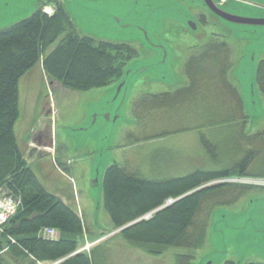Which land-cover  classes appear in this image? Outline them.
I'll return each mask as SVG.
<instances>
[{
  "label": "rangeland",
  "instance_id": "1",
  "mask_svg": "<svg viewBox=\"0 0 264 264\" xmlns=\"http://www.w3.org/2000/svg\"><path fill=\"white\" fill-rule=\"evenodd\" d=\"M263 1L256 3L262 5ZM198 4L196 0H140L138 4L135 0H65L82 34L129 43L138 49V55L128 62L119 79L90 90L69 89L38 70L22 79L21 91L27 92L28 102L17 125L19 145L24 150L25 140L35 137L32 128L45 124L51 129L54 125V146L51 144L48 155L37 158L25 152V157L47 189L84 217V244L79 249L90 252L100 237L116 235L93 248L94 264H176L179 254L191 255L192 264L264 263L262 185L233 183L210 193L192 226L193 230H206L205 242L199 248L127 241L104 206V174L113 162L151 180L230 168H237L232 174L237 176L245 175L239 172V161L254 153V172L264 176V95L256 77L259 61L264 59V28L227 25L210 13L203 17ZM233 4L224 7L245 15L259 14L262 8L251 3ZM38 7L39 0H0V29L29 17ZM212 40L229 45L232 69L228 77L242 96L240 115L200 129L196 122L186 126L164 116L161 121L154 113L146 114L143 122L139 120L136 107L143 96L192 84L188 61ZM229 98L227 94L209 98L210 106L204 109L215 112L219 119L232 118V105L226 103ZM178 127L183 130L143 139ZM205 140L213 144V150ZM66 164L71 171L64 168Z\"/></svg>",
  "mask_w": 264,
  "mask_h": 264
},
{
  "label": "trees",
  "instance_id": "2",
  "mask_svg": "<svg viewBox=\"0 0 264 264\" xmlns=\"http://www.w3.org/2000/svg\"><path fill=\"white\" fill-rule=\"evenodd\" d=\"M47 4L39 1V7L29 17L0 29V188L21 201L17 213L0 226V264L58 260L59 264H94L91 251H78L86 230L84 219L46 189L19 145L15 124L21 115V77L41 64L50 79L69 89L85 91L112 84L138 55V49L129 43L82 34L64 2H51L55 9L52 14L44 11ZM229 51L227 42L212 40L203 45L188 61L187 74L192 84L143 96L136 107L137 118L143 122L146 114L154 113L161 121L164 116L182 124L186 117V121H193L191 126L196 122L198 129L235 119L243 111V104L238 87L228 77L232 69ZM257 83L264 95V59L258 64ZM226 94L231 100L226 103L232 105V118L219 119L208 109L194 116L196 107L210 106L207 99ZM198 118L201 120L197 123ZM182 128L163 130L143 139L166 136ZM204 142L209 150L214 149L213 144ZM254 157V153H247L239 161L240 174H247ZM236 170H199L181 177L151 180L115 163L104 174V206L116 229L123 228L118 233L128 241L199 248L205 242L206 230L192 229L196 214L210 193L228 184L193 190ZM48 227L58 231L57 238L43 235ZM192 260L189 254H179L176 264H192Z\"/></svg>",
  "mask_w": 264,
  "mask_h": 264
},
{
  "label": "crops",
  "instance_id": "3",
  "mask_svg": "<svg viewBox=\"0 0 264 264\" xmlns=\"http://www.w3.org/2000/svg\"><path fill=\"white\" fill-rule=\"evenodd\" d=\"M33 70H38L39 71V73H41L40 75H44V76H47V75H45V74H43V72L42 71H44V68H43V66L42 65H37L35 68H33L31 71H33ZM31 71H29L28 73H30ZM28 73H26V74H28ZM25 74V75H26ZM24 77V75L21 77V79H20V81H19V104H20V111H21V115H20V117H19V119L17 120V122H16V124H15V131H16V135H17V129L18 128H20V124H19V126H17L18 125V123L21 121L20 120V118L22 117V115L24 114V110H25V108H26V106H27V102H28V95H27V92H22L21 91V84H22V79H24L23 78ZM26 82H24L23 84H25ZM27 84V83H26ZM22 94H23V96H22ZM45 107L43 108V110H42V114H43V116L45 115ZM207 109H205V111H206ZM194 112V116L196 117L197 115H200L201 113H203L204 112V108H202V107H200V106H198V107H196L195 108V111H193ZM50 113V112H49ZM211 113V112H210ZM43 116H42V118H43ZM193 119V118H192ZM200 118H198V121H197V123L198 122H200ZM183 121H185V122H187V123H191L192 124V122L193 121H191V119L189 120V118H188V121H190V122H188V121H186V117H185V119L183 120ZM238 121V120H237ZM184 122V123H185ZM44 124V123H43ZM210 126V125H209ZM210 127H212V126H210ZM31 130H33L32 132L33 133H35V137H33V138H31V139H29V138H27L26 140H25V149L23 150L22 148V150H23V152L25 153V152H27V153H29L30 155L29 156H37V158H41V157H44V156H42V155H48L47 153L49 152L48 151V149H50L51 147V144H52V146H54V140H53V138H54V132H55V129H54V125H51V129H49V128H47V126L44 124V125H39V126H37L36 128H32ZM18 138V137H17ZM46 138H47V140H46ZM50 140H49V139ZM27 143H28V145H27ZM36 144V146L35 147H33V146H31V145H35ZM21 147V146H20ZM27 149H29L28 151H27ZM55 149V148H54ZM53 152V151H52ZM51 152V153H52ZM59 155V154H58ZM57 155V156H58ZM45 157H51L52 158V156H45ZM61 158V157H60ZM59 157H58V162H59V165H61V163H63V162H61L59 159H60ZM35 159V158H34ZM28 160V159H27ZM28 162H29V160H28ZM119 164V165H122V164H120V163H118V162H113V163H111L110 165H112V164ZM29 165H30V163H29ZM69 164H66V166L64 167V168H66V170L69 172V171H71L72 170V167H70V166H68ZM109 165V166H110ZM253 164L251 163V165L248 167V169H247V171H246V173L247 172H251V173H254V175L255 176H260V175H256V173L254 172V166H252ZM108 166V167H109ZM59 167V166H58ZM32 168V167H31ZM33 169V168H32ZM34 171V170H33ZM35 172V171H34ZM35 174L37 175V173L35 172ZM248 174V173H247ZM250 174V173H249ZM252 175V174H251ZM38 176V175H37ZM262 177H264V176H262ZM38 178H39V176H38ZM40 179V178H39ZM40 181H41V179H40ZM42 182V181H41ZM43 183V182H42ZM43 185L45 186V184L43 183ZM46 187V186H45ZM46 189H47V187H46ZM48 190V189H47ZM49 192H51V193H53L52 191H50V190H48ZM53 194H55V193H53ZM56 196H58L59 198H61L66 204H68V205H70L72 208H74L69 202H67V201H65V199H63L61 196H59L58 194H55ZM70 200V202L71 201H73V199H69ZM79 207V206H78ZM75 209V208H74ZM76 210V209H75ZM79 210L81 211V207H79ZM77 211V210H76ZM78 212V211H77ZM79 213V212H78ZM80 214V213H79ZM81 217H82V215H80ZM82 218H84V217H82ZM121 235V234H120ZM86 236H87V234L85 235V238H86ZM114 236H116V235H114V234H112V236L110 237V236H108L107 238H106V236L105 237H100V239H99V241L98 242H96L93 246H92V249H91V252L93 251V248L96 246V245H98L103 239H109V238H112V237H114ZM83 237H84V235H83ZM123 237V236H122ZM124 238V237H123ZM125 239V238H124ZM82 240V239H81ZM127 240V239H126ZM128 241V240H127ZM83 242H81V246L84 244H82ZM30 261V260H29ZM27 264L28 263H30V262H26Z\"/></svg>",
  "mask_w": 264,
  "mask_h": 264
},
{
  "label": "built area",
  "instance_id": "4",
  "mask_svg": "<svg viewBox=\"0 0 264 264\" xmlns=\"http://www.w3.org/2000/svg\"><path fill=\"white\" fill-rule=\"evenodd\" d=\"M53 6H47L45 11L49 14L54 12ZM241 183L246 185H258L264 186V178L252 177V176H224L218 178L212 184H233ZM171 202L173 200H170ZM21 201L16 198L10 192L0 188V226L5 224L9 218L15 215L20 207ZM43 235L48 238H57L58 231L55 228H45L43 230ZM61 260L52 261L48 263H39V264H59Z\"/></svg>",
  "mask_w": 264,
  "mask_h": 264
},
{
  "label": "water",
  "instance_id": "5",
  "mask_svg": "<svg viewBox=\"0 0 264 264\" xmlns=\"http://www.w3.org/2000/svg\"><path fill=\"white\" fill-rule=\"evenodd\" d=\"M139 1L140 0H135L137 4L139 3ZM204 1L207 4L208 8L211 10V12L217 15L220 18V20L226 22L227 25L229 24L235 27H245V28L254 29V30L264 28V13H263L264 11L259 12V14L253 13V14L245 15L242 13H237L234 11L227 10L224 7V5L221 4L218 0H204ZM261 4L264 5V1ZM190 24L192 25L193 28H196V25L194 22L191 21Z\"/></svg>",
  "mask_w": 264,
  "mask_h": 264
},
{
  "label": "flooded vegetation",
  "instance_id": "6",
  "mask_svg": "<svg viewBox=\"0 0 264 264\" xmlns=\"http://www.w3.org/2000/svg\"><path fill=\"white\" fill-rule=\"evenodd\" d=\"M39 1H43V2H47V3H51V2H54V1H62V2H64L65 3V0H39ZM196 1H199V4H198V6H199V11H200V15L201 16H203V15H206L207 13L209 14H212V15H214L215 17H217L218 19H220L217 15H215V14H213L212 12H211V10L208 8V6H207V4L205 3V1L204 0H196ZM221 4H233V3H237V2H242V3H251V4H253V5H255V6H257V7H262L261 9H260V11H264V5H260L259 3H256V2H258V0H254V1H249V0H218ZM233 5H235V4H233ZM259 11V12H260ZM203 12V13H202ZM238 13V12H237ZM199 15V16H200ZM200 16V17H201ZM253 16V15H252ZM204 17V16H203ZM202 18V17H201ZM200 22H202V19H200Z\"/></svg>",
  "mask_w": 264,
  "mask_h": 264
}]
</instances>
